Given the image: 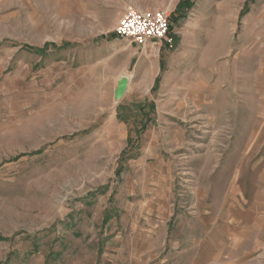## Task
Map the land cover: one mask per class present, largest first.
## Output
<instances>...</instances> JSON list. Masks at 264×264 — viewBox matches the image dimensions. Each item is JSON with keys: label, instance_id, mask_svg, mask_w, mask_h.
<instances>
[{"label": "rangeland", "instance_id": "1", "mask_svg": "<svg viewBox=\"0 0 264 264\" xmlns=\"http://www.w3.org/2000/svg\"><path fill=\"white\" fill-rule=\"evenodd\" d=\"M133 10L171 43L120 39ZM0 239V264H264V0H0Z\"/></svg>", "mask_w": 264, "mask_h": 264}, {"label": "built area", "instance_id": "2", "mask_svg": "<svg viewBox=\"0 0 264 264\" xmlns=\"http://www.w3.org/2000/svg\"><path fill=\"white\" fill-rule=\"evenodd\" d=\"M169 30L167 11H129L116 25V34L120 39L138 46L171 43Z\"/></svg>", "mask_w": 264, "mask_h": 264}, {"label": "water", "instance_id": "3", "mask_svg": "<svg viewBox=\"0 0 264 264\" xmlns=\"http://www.w3.org/2000/svg\"><path fill=\"white\" fill-rule=\"evenodd\" d=\"M127 84V79L126 78H122L116 85V96L117 99H120V97L123 96V94L125 93V87Z\"/></svg>", "mask_w": 264, "mask_h": 264}, {"label": "crops", "instance_id": "4", "mask_svg": "<svg viewBox=\"0 0 264 264\" xmlns=\"http://www.w3.org/2000/svg\"><path fill=\"white\" fill-rule=\"evenodd\" d=\"M150 46H151L150 44H149V45H146V46L144 47V49H145V48H149ZM156 78H157V74L155 73V75H153V78H152L151 83H150V84L148 85V87H147V88H149V91H151V89H153V84H154Z\"/></svg>", "mask_w": 264, "mask_h": 264}, {"label": "trees", "instance_id": "5", "mask_svg": "<svg viewBox=\"0 0 264 264\" xmlns=\"http://www.w3.org/2000/svg\"><path fill=\"white\" fill-rule=\"evenodd\" d=\"M242 14V13H241ZM170 26V25H169ZM171 27V26H170ZM1 240V239H0Z\"/></svg>", "mask_w": 264, "mask_h": 264}]
</instances>
